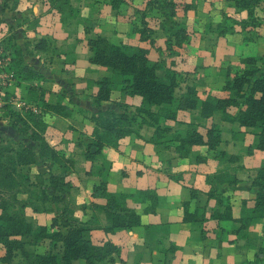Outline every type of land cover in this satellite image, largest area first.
<instances>
[{
  "label": "crops",
  "instance_id": "crops-1",
  "mask_svg": "<svg viewBox=\"0 0 264 264\" xmlns=\"http://www.w3.org/2000/svg\"><path fill=\"white\" fill-rule=\"evenodd\" d=\"M3 1L6 2L8 8L11 5L22 6L21 10L16 9L14 12L23 14L25 21L35 19L38 22L32 30V38L34 41L44 38L45 49L40 51L31 47V54L28 55L33 57L34 62L28 63L25 56L24 60L42 75L43 78L39 84L44 91V99L51 103H63L71 109L68 117H58L48 113L43 116L46 123L44 131L46 142L55 150L63 153L67 159L68 168L64 180L70 186L68 192L62 194L61 205L67 208L72 217L79 220H86L96 215L98 224L104 226L106 221L103 214L90 207L92 203L102 205L105 202L104 198L91 194L93 185L97 184L101 178L95 174H87L90 162L82 157V148L78 143L82 144L91 138L92 122L88 118L90 114L106 107L115 111H120L121 108L132 111L135 106L139 105L140 97L122 94L117 89H113L108 100L98 105L92 104L91 95L96 90V81L104 76L110 77L111 72L106 67L88 62L90 51L86 39L103 36L115 44L136 43L147 49L148 55L154 46H159V43H155L154 35H164V32L149 21L148 26L153 31V40L151 42L148 39L139 40V33L135 30L137 21L134 11L143 9L146 0H92L90 6H87L89 0H69L72 13L63 22L59 21L56 12L48 9L46 0ZM113 1H117L114 7L111 6ZM173 1L177 6L188 7L184 12L179 11L175 19L185 23L189 36L187 43L180 47L173 46L176 50L173 54L185 56L186 60L165 63V67L175 71L178 75H184L183 80L179 79L180 88L176 90V93L183 90L186 80L192 83L196 80L193 76L197 70L194 65L197 51L189 47L195 42V32L199 31V35L207 32L214 33L216 38L223 39L217 43L219 46L233 33H248L252 39L264 40L262 35L264 26L257 30L250 28L241 30L233 25L232 33L217 34L213 27L221 21H215V23L213 21L220 17L218 14H213L216 9L219 10L224 6L231 9V14L224 13L223 15L233 19H240L243 16L242 13H236L226 0ZM202 7L205 8L206 13L200 17L197 14ZM190 20L192 25L193 22H205V28L199 29L196 26L189 29L187 23ZM26 26V23L22 24L21 28ZM195 46H198L196 42ZM223 52L225 55L232 52L228 43ZM238 58L240 60L241 56ZM215 59L217 63L214 64H219L217 65L219 68L222 65L221 60L219 57ZM239 60L235 62L236 65H240ZM183 62H185L184 65H182ZM187 62H191L192 67H189L190 64ZM202 65L209 67L210 64ZM189 70V73H184ZM222 74V81L217 87L206 88L202 80L192 85L199 99H203L207 94L224 95L221 89ZM24 84L27 86L26 83ZM76 111L80 114H76L78 113ZM190 118L192 121H189ZM194 119L197 120L196 124L201 123L196 129L202 134L212 122L216 123L220 129V142L215 149L236 155V160L229 163H218L212 159L211 150H207L205 145H192L191 154L181 158L174 151L173 143H165L168 146L157 148L149 142L147 138L152 129L146 126L139 128L138 135L130 134L120 140L116 147L103 149V154L106 155L110 165L109 170L103 176L107 189L123 193L152 189L156 195V203L153 212H145L143 208L149 205L146 198L127 197L125 204L139 214V225L114 232H105L102 228H93L89 231V238L93 244L102 245L104 242H110L117 248L116 252L110 254L108 262L102 261L98 264H240L243 260L252 259L255 251L253 241L261 235L264 218L255 219L244 228L242 233L245 237L235 234L233 230L238 223L233 219L245 214L253 204L256 189L250 186V180L256 168L264 160V149L252 148L247 153V146L251 142L248 140L245 143V138L240 134L248 132L249 129L238 126L236 123L220 120L219 113H214L206 119H198L196 110H179L176 114V120L179 122L189 123ZM166 123L173 129L182 128L184 125L178 126L172 120ZM76 131L79 135L73 136L72 134ZM32 145L28 146L32 148L34 146ZM76 150L81 156L72 157L70 152ZM159 154L163 157L162 161L158 158ZM195 155H200L203 160L196 161ZM44 164L48 165L49 170L37 169L38 166L41 167ZM98 164V160L94 162L95 166ZM32 165L37 169L33 171L34 174L46 171L59 172V166L56 163L45 159H37L23 168L28 170ZM221 167H228L237 179L234 184L223 182L218 186L222 205L230 207L232 217L230 219L209 217L210 209L214 206V199L207 196L210 186L206 181V176ZM28 173L31 174L30 171ZM191 190L194 191L192 196H190ZM183 202L187 203L188 209L204 208L205 220L200 226L183 221ZM59 207H55L53 212H30L26 209L25 214L31 222L33 221V224L48 226L51 217L59 213ZM222 208L223 206H220L219 210ZM254 228L257 236L251 239L250 230ZM60 229L64 230V228ZM35 247L38 252H43L48 249V242L42 240ZM70 264H85V261L78 258L72 260Z\"/></svg>",
  "mask_w": 264,
  "mask_h": 264
},
{
  "label": "trees",
  "instance_id": "trees-1",
  "mask_svg": "<svg viewBox=\"0 0 264 264\" xmlns=\"http://www.w3.org/2000/svg\"><path fill=\"white\" fill-rule=\"evenodd\" d=\"M48 9L58 14L59 21L63 22L72 13L69 0H46ZM235 9L242 13L240 19L225 16L223 21L217 23L213 29L219 35L233 32V25L239 29L250 28L257 30L264 26V14H256V8L261 0H226ZM117 2V1H115ZM114 1L111 6H115ZM188 7L177 6L173 0H146L145 9H135L139 40H153V31L149 27V20L164 32L165 50L170 54L175 53L173 46L180 47L189 40L186 25L183 21L175 19L179 11ZM148 13L150 14L148 17ZM33 22L36 20L33 19ZM264 37V32H263ZM45 39H36L32 48L43 51ZM90 55L88 62L106 67L111 76H104L96 81V90L91 95L93 105L108 100L113 89L126 95L140 97L139 105L132 111L121 108L115 111L110 107L98 109L89 115L92 122L90 140L80 145L82 157L90 162L87 174L99 176L100 181L93 185L91 194L105 199L104 204H91L90 207L100 211L106 224L100 226L96 215L86 220L72 217L65 206L61 205L62 194L68 192L69 183L64 180L68 166L63 153L55 150L44 138L46 123L44 114H53L58 117H68L71 109L60 102H48L44 99V91L40 86L42 75L25 62V54L19 47L12 45L8 55H4L0 46V59L5 61L6 71L14 79V87L21 84L27 86L23 90L24 105L14 107L12 104L3 103L0 110L12 118L11 125L19 127V133L26 135L33 142L34 149L26 143H15L8 138L6 144L0 143V256L1 264H12V258L19 254L25 264H70L74 259H83L85 264H98L109 261L110 254L117 248L110 242L102 245L93 244L89 238V231L93 228H102L105 232H114L121 229H130L139 225V214L125 204L127 197L147 199L149 205L143 208L145 212H153L156 195L152 189L137 190L133 193L114 192L107 189L104 174L109 170V163L104 162L103 149L116 147L120 140L130 134L138 135L137 131L142 126L152 129L147 140L157 148L165 143H173L174 151L179 157L184 158L191 154L192 145H205L211 150L212 159L220 162H233L236 155L227 154L225 151L216 150L220 142V129L216 123L206 127L204 134L197 131L201 123H184L176 120L179 110H196L198 119H206L214 113H219V119L236 123L238 126L248 128L252 134V141L247 146V153L254 148L264 149V61L257 63L251 56L239 60V68L231 72L226 68L222 74L224 92L223 96L207 94L199 99L192 85H185L179 89V75L175 71L164 67L161 60H150L147 49L136 43H112L103 36H94L86 39ZM2 54V55H1ZM31 106L38 112H33ZM119 106H122L119 104ZM175 121L182 128L173 129L166 122ZM81 141V140H80ZM196 161L203 160L200 155H195ZM45 159L59 166L58 173L50 171L35 173L32 177L28 173L19 171L18 168L28 166L36 160ZM100 159V160H99ZM99 161L98 166L94 162ZM34 179V180H33ZM209 184L207 196L214 199V206L210 209L209 217L213 219H230V207L222 205L218 186L225 182L234 184L237 179L228 167L216 169L206 176ZM250 186L256 189L252 206L245 214L233 220L238 226L233 230L235 234L245 237L242 230L255 219L264 218V160L256 168L250 180ZM18 194L24 195L18 198ZM194 191H190V196ZM53 204L59 207V213L50 219L48 226L36 225L25 214L30 212H47ZM183 216L185 222L195 223L200 226L205 220L204 208L188 209L183 202ZM220 206H223L219 210ZM60 228H64L61 231ZM202 233V230L200 231ZM260 237L255 242V251L251 260H243L240 264H264V226ZM42 240H47L48 249L43 252L36 250V245ZM258 240V242H257ZM26 246L31 249H26ZM18 252V253H17Z\"/></svg>",
  "mask_w": 264,
  "mask_h": 264
},
{
  "label": "rangeland",
  "instance_id": "rangeland-1",
  "mask_svg": "<svg viewBox=\"0 0 264 264\" xmlns=\"http://www.w3.org/2000/svg\"><path fill=\"white\" fill-rule=\"evenodd\" d=\"M92 0H89L87 2V6H90L92 4ZM7 10H6V9ZM23 8L22 6H16L11 5L9 8L7 7V4L5 1L0 0V46L2 48V51L4 55H8V51L12 45H15L20 48V50L25 54L27 51H30L32 44L34 42V38H32V30L35 26H37L38 22L36 21H25V18H23V14H17L14 12L16 9ZM145 9V6L144 8ZM231 9L227 7H221L216 9V12L213 13L214 15L218 14L220 17H218V20L215 21H223V18L226 14H231ZM206 13L205 8L202 7L199 11L198 16H202ZM256 14L259 16H262L264 14V0L260 1V4L256 8ZM148 13V17H149ZM213 19H217V17H213ZM150 23H153L152 20H149ZM187 27L189 29H193L197 26L199 29L205 28V22L194 23L191 24V20L188 21ZM27 24L25 28H21L22 24ZM196 29V28H195ZM199 31L194 33L195 42L198 44V46H195V42H193V45H189V47L195 49L197 51L196 54V62L194 65H196V72L193 76L196 80L194 83L192 81L186 80L185 85H194L202 82H204V86L206 88H213L214 86L217 87V85L222 81L221 74L224 72L225 67L231 69L230 71L233 72L235 69L239 68V65H236L235 62L239 60L238 56H241V58L245 56H251L256 59L257 63H260L264 61V40L263 39H252V36L248 33H233V35H229L227 38L228 40L224 39L223 44L221 46L217 45L219 41H222L223 39L216 38L214 33H203L199 35ZM232 33V32H229ZM155 43H159V46L153 47L150 53L148 54V58L150 60H161L162 64L165 67V63L168 64L170 62L176 63L180 62V60H186L185 56H177L175 54H170L165 50L164 45V35L158 34L154 35ZM252 39V40H251ZM255 39V40H254ZM228 43L229 47H231L232 52L227 53L225 55V45ZM177 49V48H175ZM174 50V49H173ZM176 51V50H174ZM2 55V54H1ZM166 55V57H165ZM3 57V59H0V106H2L3 103H9L12 104L14 107H21L24 105V99H23V90L25 89L26 85L21 84V86L17 89L14 87V79L10 78V72L6 71V65L5 61L7 57ZM176 56V57H175ZM215 57H219L220 62L222 65L218 68L217 65L214 64L217 63V59ZM25 60L28 63H33L34 59L30 55H25ZM185 62L182 63L184 65ZM190 64L189 67H192L191 62H187ZM210 64L209 67H204L202 64ZM220 63V64H221ZM218 68V69H217ZM189 71H185L184 73H189ZM185 74V75H186ZM217 75V76H216ZM189 78H192L188 75ZM184 75L180 74L179 79L183 80ZM33 107V106H31ZM80 114L79 111H76ZM85 116V115H84ZM193 116H191L192 118ZM190 118L189 121H192ZM12 118L5 115V111L0 110V143L6 144L8 142V138L10 137L11 140L15 143H26L27 145H32L33 142L29 141L26 137V135L19 133L17 130L19 127H14L11 125ZM193 120L194 123H196ZM184 126V125H182ZM250 131V130H249ZM243 132L240 135L243 136L245 139V143L250 140L252 141L253 137L251 132ZM79 135V133L76 131L72 135L76 136ZM81 137V136H80ZM240 137V136H237ZM78 139V138H76ZM75 139V141H76ZM74 141V140H73ZM243 146V144H241ZM33 146V145H32ZM34 148V146L32 147ZM72 157L81 156V154H78L77 150L75 152H70ZM105 159L104 162H108V159L106 158V155H104ZM160 161H162L163 157L159 154ZM100 160V159H99ZM109 163V162H108ZM164 165V164H163ZM41 169L42 171L45 169H48V165L44 164L41 167H37V169ZM19 171L23 172L25 171L28 173L30 171V176L32 177L34 175L33 171H37L35 166H31L27 169L25 168H18ZM47 172V171H46ZM29 174V173H28ZM42 175H46L44 172ZM34 180V179H33ZM18 198H23L22 194L17 195ZM47 207H49L50 210L47 212H53L55 209V205L53 204H45ZM57 207V206H56ZM33 222V221H32ZM250 238L255 239L257 236V231L254 228L253 230H250ZM253 242H256L254 240ZM26 249H31L26 246ZM3 250L0 248V256L2 255ZM18 253V252H17ZM1 264V262H0ZM12 264H25L23 262L22 257L19 256V254H16L12 258Z\"/></svg>",
  "mask_w": 264,
  "mask_h": 264
},
{
  "label": "built area",
  "instance_id": "built-area-1",
  "mask_svg": "<svg viewBox=\"0 0 264 264\" xmlns=\"http://www.w3.org/2000/svg\"><path fill=\"white\" fill-rule=\"evenodd\" d=\"M33 112H38V110L35 107H30Z\"/></svg>",
  "mask_w": 264,
  "mask_h": 264
}]
</instances>
